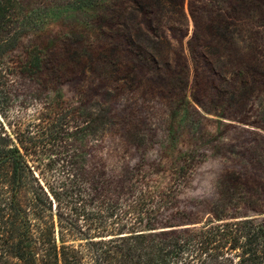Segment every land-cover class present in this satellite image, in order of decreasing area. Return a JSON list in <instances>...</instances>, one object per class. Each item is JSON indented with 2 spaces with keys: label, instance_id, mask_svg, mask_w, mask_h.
<instances>
[{
  "label": "trees",
  "instance_id": "1",
  "mask_svg": "<svg viewBox=\"0 0 264 264\" xmlns=\"http://www.w3.org/2000/svg\"><path fill=\"white\" fill-rule=\"evenodd\" d=\"M19 4L0 0V264H264V180L232 170L219 181L211 199L217 204L206 219L188 214L171 221L166 189H149L133 171L94 167L90 144L69 143L111 131L113 114L67 102L62 94L51 97L49 58L35 44L19 51ZM105 6L108 45L99 56L111 90L135 82L145 94L159 84L161 93L188 104L184 40L191 21L187 44L194 59L210 58L214 68L236 50L231 73L237 84L231 86L240 104L264 91V0H108ZM244 29L253 41L245 57L239 49ZM172 43L178 56L170 64L165 47ZM150 63L153 69L146 71ZM43 93L49 101H41ZM202 93L192 99L208 113ZM31 107L36 114L28 118ZM239 120L264 130L260 120ZM46 146L63 155L51 180L41 167ZM256 159L235 163L264 170V159Z\"/></svg>",
  "mask_w": 264,
  "mask_h": 264
},
{
  "label": "rangeland",
  "instance_id": "2",
  "mask_svg": "<svg viewBox=\"0 0 264 264\" xmlns=\"http://www.w3.org/2000/svg\"><path fill=\"white\" fill-rule=\"evenodd\" d=\"M19 1L18 25L23 34L19 51L35 44L49 58L46 72L52 81L51 97L62 94L67 102H84L89 110L106 109L113 114L111 131L99 132L90 141L69 139V143L92 146V166L111 174L133 171L149 189H166L172 195L173 212L168 216L171 221L186 218L188 214L206 219L212 205L217 204L211 199L217 198L219 181L232 170H242L264 180V170L251 167V163L244 168L235 163L264 159V130L239 120L264 122V91L251 97L247 104L237 101V92L231 86L237 84L232 81L236 74L231 73L235 69L232 61L236 50L230 53L232 57L229 53L221 56L214 68L208 62L210 58L196 55L194 59L187 44L193 31L190 21L184 40V53L191 69L188 104L167 90L161 93L164 88L159 84L152 85L154 90L150 88L145 94L137 91L135 82L124 84L115 92L110 88L108 70L99 56L108 45L102 34L107 31L103 18L108 0ZM147 35L149 40L154 39ZM239 35L243 40L239 49L245 57L253 51L252 34L244 29ZM148 45H145L147 52L153 53ZM165 49L167 61L172 64L171 59L178 56L177 44ZM161 68L166 67L161 65ZM144 69L152 71V64ZM199 81L202 87L197 84ZM218 90H221L219 96ZM200 92L207 94L204 99L208 113L192 99L193 94ZM42 96L41 101L50 100L46 93ZM27 113L31 118L36 114L35 108H29ZM48 149L49 146L43 148L40 159L45 176L51 180V175L59 173L55 168L59 165L54 162L63 155L57 153V148L54 152ZM49 168L54 169L49 171Z\"/></svg>",
  "mask_w": 264,
  "mask_h": 264
}]
</instances>
